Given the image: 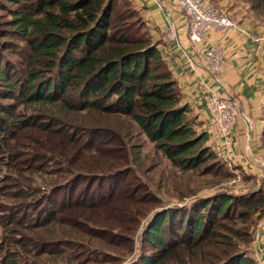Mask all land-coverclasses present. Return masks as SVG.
Returning a JSON list of instances; mask_svg holds the SVG:
<instances>
[{
  "label": "trees",
  "instance_id": "obj_1",
  "mask_svg": "<svg viewBox=\"0 0 264 264\" xmlns=\"http://www.w3.org/2000/svg\"><path fill=\"white\" fill-rule=\"evenodd\" d=\"M250 1L264 17V0ZM160 44L131 0H0V99L9 100L0 101V264H103L102 247L122 244L137 252L127 264H260L238 220L259 212L264 196L237 212L241 200L227 193L153 214L134 205L147 190L135 167L144 164L140 136L181 170L220 167ZM58 136L76 160L48 145ZM32 174L51 184L34 187ZM129 174V196L128 181L103 192ZM109 206L112 218L135 224L130 236L114 230L102 212Z\"/></svg>",
  "mask_w": 264,
  "mask_h": 264
},
{
  "label": "crops",
  "instance_id": "obj_2",
  "mask_svg": "<svg viewBox=\"0 0 264 264\" xmlns=\"http://www.w3.org/2000/svg\"><path fill=\"white\" fill-rule=\"evenodd\" d=\"M131 1L161 41L160 54L176 82L181 104L188 105L189 117L207 132L206 142L213 151L221 138L211 125L209 97L228 94L236 100L240 113L232 129L235 146L229 163L259 178L264 171V39L233 29L212 30L207 41L223 52L221 68L214 71L201 53L202 43L190 40L188 18L174 0ZM237 21L256 35L264 33L257 21Z\"/></svg>",
  "mask_w": 264,
  "mask_h": 264
},
{
  "label": "rangeland",
  "instance_id": "obj_3",
  "mask_svg": "<svg viewBox=\"0 0 264 264\" xmlns=\"http://www.w3.org/2000/svg\"><path fill=\"white\" fill-rule=\"evenodd\" d=\"M8 4L9 6H13L10 3ZM212 5L216 9H221L226 12L236 22H238L237 20L240 18H246L249 22L257 21L259 24H262L264 30V17L261 16L260 10L251 9L252 4L250 0H216L212 3ZM262 34L264 35V33ZM263 35H260L259 37H262ZM0 101L9 102L7 99H0ZM195 126L198 131L203 130L199 124H196ZM62 139V136H58L54 142L48 145L51 146L54 151L66 153L67 156H73L76 160L77 156L72 153L75 147L72 145V147L68 146L65 148ZM140 140L142 146L138 155L141 162L144 164L143 167H135L140 173L141 176H139L142 178L143 183L146 184L147 190L144 188L139 189V195L137 196L140 198V201L134 204L136 205V208L144 209L146 206H153V209L150 212V214H153L169 207L180 208L183 206H189L195 199L210 197L214 194L227 193L241 200V202L237 204L234 209L237 212L245 202L264 196V171L259 178L253 177L246 170L233 163L223 160L218 155L217 158L220 161V167L213 169L209 173L203 171V169L181 170L174 166L168 158L163 156L161 152H157L154 148V143L149 141L144 136H140ZM206 145H208L207 142ZM84 155H86V153H84L83 156ZM89 157L90 156H88V162L90 161ZM1 172H3L2 174H8L5 168L2 169ZM30 177H32L31 180H34V183L32 184L34 187L43 188L48 187V185L51 184V181L47 180L48 175L44 174L42 178L41 175L32 174ZM130 180H132V174L122 175L113 181L104 182L101 184V188L103 192H107L111 186L123 185L126 183L125 181H128V191H126L128 195L126 196H129L134 188V186L130 184L132 183ZM84 185L85 181H81L78 188L81 189ZM98 186L99 183L97 182L94 184L93 188H97ZM40 192L41 191H39L38 194L35 193V196H39ZM62 196L63 193L59 194L57 198ZM121 199L122 198L116 199V203L118 204L117 207L126 211L124 208L127 206L128 202ZM150 201H154V203H149ZM259 207V212L251 214L247 219L243 218L238 220V226H249V232H251L252 238L249 245V255L255 257L260 264H264V214L262 213V211H264V204ZM73 212L74 211L70 210L63 214V220L72 219L71 216L73 215ZM102 212L103 214L106 213V217L110 216V222L113 223V227L115 226L114 230L116 232H122L123 230V236H130V234H132L128 232L130 231L129 226H132L133 228L135 224L133 225V222L127 220L126 217L119 220V222L117 221L118 215L112 218V206H109ZM149 221V219H145L137 224L134 238L135 244L139 241V232H141ZM5 245L7 246V244ZM14 246L17 250L18 247L15 244L11 245L12 248ZM241 247H244L242 243ZM101 250L108 256L107 259H104L107 262L103 264H111L109 261L110 257L120 259V264H127L133 259V257H136L137 254L136 249H134L132 253L129 252L125 244L114 247H102Z\"/></svg>",
  "mask_w": 264,
  "mask_h": 264
},
{
  "label": "built area",
  "instance_id": "obj_4",
  "mask_svg": "<svg viewBox=\"0 0 264 264\" xmlns=\"http://www.w3.org/2000/svg\"><path fill=\"white\" fill-rule=\"evenodd\" d=\"M188 18V34L193 43H202L201 53L211 70L219 71L223 52L220 46L210 45L208 38L212 30L233 29L256 39H264L245 29L223 10L216 9L209 0H174ZM211 125L221 138L216 150L220 158L229 162L235 146L233 126L240 113L236 100L228 94H212L208 100Z\"/></svg>",
  "mask_w": 264,
  "mask_h": 264
}]
</instances>
